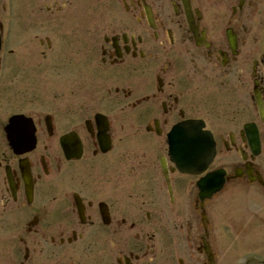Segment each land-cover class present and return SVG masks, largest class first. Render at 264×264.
Returning a JSON list of instances; mask_svg holds the SVG:
<instances>
[{
    "label": "flooded vegetation",
    "instance_id": "af4514ba",
    "mask_svg": "<svg viewBox=\"0 0 264 264\" xmlns=\"http://www.w3.org/2000/svg\"><path fill=\"white\" fill-rule=\"evenodd\" d=\"M11 42L56 97L15 146L0 115V264H264V0H0V82ZM187 121L198 174L167 156Z\"/></svg>",
    "mask_w": 264,
    "mask_h": 264
},
{
    "label": "rangeland",
    "instance_id": "374dc122",
    "mask_svg": "<svg viewBox=\"0 0 264 264\" xmlns=\"http://www.w3.org/2000/svg\"><path fill=\"white\" fill-rule=\"evenodd\" d=\"M18 29V27L16 28ZM27 29V27H25ZM34 32V30H27L25 32V36L29 37L31 36L29 33ZM27 43L25 45L26 48L20 49L16 47L18 43L11 42V48L13 50V56L12 60H9L8 66L6 67V81L3 80L0 82V91L4 92L3 97H0V110L4 106L3 103L8 104V108H4L8 111L0 112V115L4 116V118L8 117L9 115L13 114H25V113H32V112H44L49 111L47 108L49 106H43L45 104H50L49 99L55 98L56 94L52 93L49 87L45 88L43 86L38 85V89H36L32 83H21L18 82V77L22 70L20 69V52L23 51L24 53L27 51H30L33 49V46L31 45V42H25ZM16 54H15V52ZM24 55V54H23ZM23 57V56H22ZM17 58V59H16ZM47 89V90H44ZM1 92L0 94H3ZM34 93H38L37 97L34 96ZM58 93V99H63L61 95H66L67 92L64 91H57ZM145 189L144 187H142ZM145 194V191L143 192ZM124 194V192L122 193ZM127 201V200H126ZM125 201V202H126ZM140 202V199L135 200L133 199V206H138V203ZM235 205L238 206V210L242 207L241 202L235 203ZM222 238L223 239H229L231 240V237L228 236L224 231H222ZM244 237V235H243ZM241 239V238H240ZM241 242L242 239H241Z\"/></svg>",
    "mask_w": 264,
    "mask_h": 264
},
{
    "label": "water",
    "instance_id": "95a60500",
    "mask_svg": "<svg viewBox=\"0 0 264 264\" xmlns=\"http://www.w3.org/2000/svg\"><path fill=\"white\" fill-rule=\"evenodd\" d=\"M183 130V126H180V127H175L170 135H169V140H170V146H171V150H172V155L174 156H178V153H181L179 154V157L184 161V163H187L189 160H190V157H191V153H185V151L183 152V147H182V140L181 141H178V138L180 136V132ZM253 136V135H252ZM9 141L11 142L13 139L11 137L8 138ZM219 183V177H217L216 175H213V176H210L208 177L204 183H203V186H208V187H214L216 186L217 184Z\"/></svg>",
    "mask_w": 264,
    "mask_h": 264
},
{
    "label": "snow or ice",
    "instance_id": "6c2138e0",
    "mask_svg": "<svg viewBox=\"0 0 264 264\" xmlns=\"http://www.w3.org/2000/svg\"><path fill=\"white\" fill-rule=\"evenodd\" d=\"M191 135H192L193 137H195V135H196L195 127H193V129H192Z\"/></svg>",
    "mask_w": 264,
    "mask_h": 264
},
{
    "label": "bare ground",
    "instance_id": "6f19581e",
    "mask_svg": "<svg viewBox=\"0 0 264 264\" xmlns=\"http://www.w3.org/2000/svg\"><path fill=\"white\" fill-rule=\"evenodd\" d=\"M6 50V49H5Z\"/></svg>",
    "mask_w": 264,
    "mask_h": 264
}]
</instances>
